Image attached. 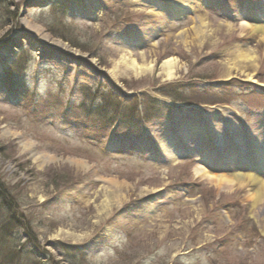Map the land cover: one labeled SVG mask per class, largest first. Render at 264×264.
I'll return each instance as SVG.
<instances>
[{
	"label": "rangeland",
	"instance_id": "374dc122",
	"mask_svg": "<svg viewBox=\"0 0 264 264\" xmlns=\"http://www.w3.org/2000/svg\"><path fill=\"white\" fill-rule=\"evenodd\" d=\"M8 2L0 242L22 245L13 264H264L250 188L211 179L264 161V0ZM175 87L218 103L160 95Z\"/></svg>",
	"mask_w": 264,
	"mask_h": 264
},
{
	"label": "trees",
	"instance_id": "16d2710c",
	"mask_svg": "<svg viewBox=\"0 0 264 264\" xmlns=\"http://www.w3.org/2000/svg\"><path fill=\"white\" fill-rule=\"evenodd\" d=\"M9 0H0V31L4 28H6L9 25V22H14L15 21V17L17 16L16 12H14V10H12V5L9 4L8 2ZM13 1V0H11ZM3 14L6 15L5 18H3ZM47 31L49 33H51L52 35L58 37L57 32L58 29L56 28L55 25L49 26L47 27ZM56 32V33H55ZM59 38V37H58ZM177 87H175V89L172 91L169 90L167 88L163 89L162 92H160V95L163 97H167L168 99H170L173 102L176 103H182V104H186V105H200V104H209V105H214L217 104V101H213L212 99H207L206 97H204V95L201 94H188L186 95V93L182 92L179 88L178 90H176ZM2 185V184H1ZM0 197H2V195L0 194ZM2 208L6 211V213L9 214V220L11 221L10 223L13 225L18 224V227H22L25 229V225L21 223V221H19V219L17 218V213H15L11 206L8 204V201L6 199V201L2 202ZM6 230V226L0 228V233H2L4 236L5 234L3 232H5ZM29 235V234H27ZM31 236V235H30ZM29 236V237H30ZM3 241V240H2ZM27 241V240H26ZM18 242H16V245L11 246V244L8 246V244H5L3 242H0V264H13L14 261L18 258L21 259V248L22 245H20ZM27 243H31L30 239H28ZM31 253H33V251H31ZM21 254V255H20ZM64 259L66 260V262L68 261V264H73V260H70V257L68 255V253H64ZM16 262V261H15ZM70 262V263H69ZM17 263V262H16Z\"/></svg>",
	"mask_w": 264,
	"mask_h": 264
},
{
	"label": "bare ground",
	"instance_id": "6f19581e",
	"mask_svg": "<svg viewBox=\"0 0 264 264\" xmlns=\"http://www.w3.org/2000/svg\"><path fill=\"white\" fill-rule=\"evenodd\" d=\"M262 33H264V28L259 29ZM167 66L172 65V60H167L165 62ZM168 75H172V72H169ZM261 87H264V84H258ZM260 150L261 153L264 155V146ZM241 169L239 173L232 174L231 177L221 176L219 178H211L214 179V183L221 187H230V188H250L249 189V196L252 206L254 209L258 210V214L264 217V180L262 179V173L264 171V161L261 163V166H255L253 169ZM251 171V172H246ZM207 172H204L202 176H206ZM210 179V180H211Z\"/></svg>",
	"mask_w": 264,
	"mask_h": 264
}]
</instances>
